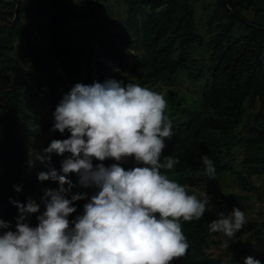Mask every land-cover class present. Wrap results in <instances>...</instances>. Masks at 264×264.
Listing matches in <instances>:
<instances>
[{
	"label": "trees",
	"instance_id": "trees-1",
	"mask_svg": "<svg viewBox=\"0 0 264 264\" xmlns=\"http://www.w3.org/2000/svg\"><path fill=\"white\" fill-rule=\"evenodd\" d=\"M44 2L61 11L57 19L49 21L51 33L46 47L34 44L33 29L23 21L32 6L26 0H0V220L15 230L20 212L12 201L26 204L29 198L34 200L32 192L39 186L58 190V181H40L38 176L52 169L59 172L61 161L69 155L62 157L55 153L50 163L46 161L31 168L27 108L47 89L50 102L46 118L52 130L54 112L66 94V91L60 93L58 85L72 87L82 79L86 80L83 84L102 83L123 74H128L122 80L124 84L132 83L131 79L135 78L141 86L173 83L182 70L188 71L192 81L206 79L200 107H181L184 116L172 121L173 135L165 141L161 162L163 157L172 156L180 163L173 170L162 172L191 188L206 178L200 157L208 155L213 161L215 176L232 174L245 193L256 192L264 202V186L251 180L254 174L264 171V0H124V22L114 35L123 48L109 51L106 58L98 60L95 74L91 73L95 52H89L83 59L62 28L69 15L87 20L89 8L80 12L62 0H40L37 11ZM199 2H208L203 6L210 12L206 26L209 32L216 30L208 40L197 27ZM238 28L242 29V35L233 37ZM17 40L25 44L21 52L48 74L46 82L26 84L23 89L12 83L13 75L22 66L20 59L13 55ZM198 46L211 51V65L205 72L197 67L194 59L193 50ZM39 47L46 49V56ZM174 96L173 91L167 93L170 103ZM182 102L187 99H181ZM69 137L67 131L63 134L52 131L49 143ZM236 148L242 152L245 171L236 170L231 162ZM99 163L93 161L94 166ZM103 163L106 167L112 165ZM69 179L74 187L67 198L71 199L74 194L87 193L89 197L94 194L95 189L80 186L76 174ZM17 187L20 192L16 191ZM86 202L74 203L77 212L69 217L70 221L83 213ZM39 214L26 218L32 227L37 226ZM217 215L213 210H206L198 220L181 221L190 247L171 264H226L223 258L227 250L218 256L209 252L212 246L222 242V234H210L208 228ZM255 228L264 230V223L248 224L237 233L244 235ZM8 230L0 229V233ZM246 253L244 244L237 255L241 264ZM235 261L232 258L229 264Z\"/></svg>",
	"mask_w": 264,
	"mask_h": 264
},
{
	"label": "clouds",
	"instance_id": "clouds-1",
	"mask_svg": "<svg viewBox=\"0 0 264 264\" xmlns=\"http://www.w3.org/2000/svg\"><path fill=\"white\" fill-rule=\"evenodd\" d=\"M166 107L163 95L135 83L107 79L72 86L56 107L52 128L70 137L52 140L43 155L30 160L50 163L52 153L69 154L59 172L38 176L58 181L60 187L44 190L43 212L31 198L26 204L12 201L20 216L15 230L0 220V229H9L0 233V264H171L184 256L190 245L181 221L202 218L211 200L207 193L199 198L189 194L187 186L162 172L180 163L172 156L161 162L165 141L173 135ZM128 158L137 166L126 170L121 163ZM94 159L101 163L94 166ZM107 159L117 163L106 167ZM200 160L214 177L209 156ZM72 174L94 194L67 198L74 187ZM81 200L87 201L83 213L70 221L77 212L74 203ZM37 213L38 224L32 227L26 218ZM245 223V212L234 207L218 213L208 228L225 237L221 247L228 249ZM244 264L261 261L249 256Z\"/></svg>",
	"mask_w": 264,
	"mask_h": 264
},
{
	"label": "rangeland",
	"instance_id": "rangeland-1",
	"mask_svg": "<svg viewBox=\"0 0 264 264\" xmlns=\"http://www.w3.org/2000/svg\"><path fill=\"white\" fill-rule=\"evenodd\" d=\"M62 1H64L66 5H70L80 12H84L87 7L89 8L88 0ZM26 2L31 5L32 8L24 14L23 21L29 24L33 29L34 44L41 43L46 47L47 40L51 33L49 21L57 19L58 17L56 16L60 15L61 11L50 7V5L45 2L40 6V10L37 11V7L40 5V0H26ZM207 3L208 2L198 3V13L196 17L197 27L203 34L205 40H208L210 36L216 32L214 29L209 32L206 26L210 12L204 10L203 6ZM125 4L124 0H94L91 11L88 9L89 13L87 15V20L82 21V19L73 17L72 15H69L64 19L62 25L63 31L70 39L73 46L80 51L81 57L84 59L89 52H95V57L93 59L94 62L91 66L92 74H95L97 70L96 63L98 60L106 58L109 51L123 48V45L114 35L119 31V28L124 22L123 16L126 10ZM91 12L93 17L90 19L89 16L91 15ZM242 33V29L238 28L233 37H239ZM15 46L16 51L13 55L20 59L22 66L18 68L17 72L13 75L12 83L23 89L26 84L34 86L46 82L48 74L44 70L38 69L31 60L28 59L26 53L21 52L25 48L24 42L17 40ZM39 50L43 56L47 55L45 48L39 47ZM193 52L197 67L205 72L207 67L211 65V51L206 49L205 46H198ZM50 64H53V61H51ZM56 68L59 70L58 66ZM127 75L128 74H123L116 80L122 81ZM85 81L86 80L82 79L79 83H84ZM205 81L206 79H202L198 82L192 81L188 78V71L182 70L173 83H159L149 86L144 85L142 87H148L149 89L163 95L167 102L165 114L171 121H176L184 116V113L180 110L181 107L186 105H189L192 108L200 107L206 91L204 89ZM131 82L138 84V81L135 78H132ZM58 89L60 93L61 91H66L67 94L70 91L71 86L58 85ZM169 91L175 92L172 103L167 99V93ZM61 98H63V96ZM183 98L187 99V102L180 103ZM49 102L50 93L46 89L40 94L39 100L27 108V111L30 114L28 120L30 125L28 135L32 142L30 160L34 158V154L36 153L43 155V150L50 145L49 139L52 135L50 127L52 124L49 125L48 119L46 118ZM233 152L234 158L231 161L232 164L236 170L245 171L246 167L243 163L242 152H240L238 148ZM54 154L55 153H52L51 156ZM105 162L110 164L117 163V161L113 159H107ZM39 164H41V162L38 160L35 161L34 164L30 163L31 168H34ZM121 166L127 170L137 165L134 158H128L121 163ZM251 180L260 187L264 186V171L259 174H254L251 177ZM45 189L48 188L39 186L32 192V197L40 206L42 212L44 210L42 199ZM187 190L189 194H195L198 198L201 193H207L211 200L207 210H213L217 214L221 212L227 214L230 213L234 207H239L246 214V223L243 227L251 223H264V202L259 200L256 192L245 193L239 186L237 179L230 173H226L222 176H214L212 178L207 175L202 182L191 188L187 186ZM220 239H225V237L221 235ZM244 244L247 245L246 258L252 256L259 259L261 264H264V230H260L259 228H255L244 235H238V233H236V236L233 241L230 242V247L228 249H224L221 245H217L212 246L209 252L218 256L227 250L226 255L223 258L225 263L229 264L230 260L234 258L236 259L235 264H241L237 255L241 251V246Z\"/></svg>",
	"mask_w": 264,
	"mask_h": 264
},
{
	"label": "water",
	"instance_id": "water-1",
	"mask_svg": "<svg viewBox=\"0 0 264 264\" xmlns=\"http://www.w3.org/2000/svg\"><path fill=\"white\" fill-rule=\"evenodd\" d=\"M93 0H89V10L91 11Z\"/></svg>",
	"mask_w": 264,
	"mask_h": 264
}]
</instances>
